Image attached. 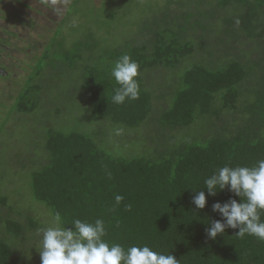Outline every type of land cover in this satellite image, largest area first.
<instances>
[{
	"label": "trees",
	"instance_id": "16d2710c",
	"mask_svg": "<svg viewBox=\"0 0 264 264\" xmlns=\"http://www.w3.org/2000/svg\"><path fill=\"white\" fill-rule=\"evenodd\" d=\"M140 20L134 33L111 45L104 42L118 29L114 24L102 35L101 27H85L72 40L38 35L42 48L26 55L32 75L8 97L9 116L38 108L48 92L34 81L44 64L48 76L75 74L102 122L149 125L153 135L142 154L118 157L95 132L45 124L40 157L19 163L28 194L43 208L0 194V226L9 236L0 237V264H41V230L52 225L53 212L69 228L75 219H102L110 245H147L178 264H264V241L255 236L241 238L238 228L207 236L211 221L223 219L212 204L240 197L227 188L209 196L204 184L224 166L264 160V0H162ZM59 25L63 30L64 21ZM124 54L139 65L140 94L115 104L119 85L111 68ZM198 191L206 195L203 209L192 202ZM116 195L124 197L118 206Z\"/></svg>",
	"mask_w": 264,
	"mask_h": 264
},
{
	"label": "rangeland",
	"instance_id": "374dc122",
	"mask_svg": "<svg viewBox=\"0 0 264 264\" xmlns=\"http://www.w3.org/2000/svg\"><path fill=\"white\" fill-rule=\"evenodd\" d=\"M43 1L38 0L42 6L35 4L40 15L29 12L28 9L26 11L21 9V11L31 16L36 15L35 17L44 23L48 29L45 31L48 40L57 34L72 40L81 35L85 27L91 29L101 27L97 32L102 35V30L104 32V29H109L114 24L118 29L111 30V35H114L106 37L107 42H104L110 45L134 33L140 19L147 14V10L156 6L157 3L160 6L162 2V0H80L78 3L68 4L60 0L61 4L47 6ZM15 2L17 0H0V6H3L0 8V12L2 11L0 18L9 19L5 13L8 12V5L10 3L16 5ZM60 21H64L63 30L59 25ZM6 25L0 19V29ZM38 30L43 31L42 28ZM0 31L3 34L2 42L7 46L10 45L7 42L10 39L11 30L1 29ZM16 32L24 37L26 43L24 45L19 43L15 45V49H12L13 55L17 57L14 72L9 73L5 78H0V194H6L11 199H20L35 211L43 207L41 203L32 201L28 194L26 176L22 174L19 163L40 157L43 132L48 122L55 125V128L65 131L95 132L98 134L97 140L103 141L102 146L106 151L118 157H135L142 154L149 147V137L153 135V129L149 125L127 128L102 122L101 118L91 114L89 102L80 89L81 84L77 81V76L67 75V73L55 77L53 74L48 76L49 72L44 64L34 80L47 85L41 91H48L45 92L38 108L32 113L14 112L9 116L12 98L8 97L18 91L23 79L26 80L29 75H32L34 62L32 58L27 59L26 55L31 56L37 49L35 41L30 39L27 31L17 29ZM0 36H2L1 32ZM21 54L25 55L24 58ZM179 73L180 71L175 74L169 72L166 82L172 83ZM117 129H122L119 135L116 134ZM27 206L24 207L27 208ZM0 237L9 239L1 226ZM25 254L26 258L30 256V253Z\"/></svg>",
	"mask_w": 264,
	"mask_h": 264
},
{
	"label": "clouds",
	"instance_id": "9594fccd",
	"mask_svg": "<svg viewBox=\"0 0 264 264\" xmlns=\"http://www.w3.org/2000/svg\"><path fill=\"white\" fill-rule=\"evenodd\" d=\"M50 3L55 5L57 0H50ZM138 69V63L127 54L114 63L111 75L119 87L114 89L113 103L122 104L126 99L139 98L140 87L135 79ZM121 132L122 129L116 130L117 135ZM204 184L209 196L227 188L240 197V202L230 198L212 204V210L223 219L211 221V226L206 229L209 238L215 239L225 228H238L237 236L243 238L248 234L264 241V221L261 220V213H264V160L257 161L253 167L224 166L206 178ZM123 199L116 195L115 205H120ZM192 202L196 208L203 209L207 202L205 192L198 191ZM125 207L130 210L131 205ZM51 217L52 225L41 230V264H178L170 253H158L147 245L131 246L127 250L117 243L110 245L103 239L107 233L102 219H96L94 223L75 219L69 228L64 226L59 212L51 213Z\"/></svg>",
	"mask_w": 264,
	"mask_h": 264
},
{
	"label": "flooded vegetation",
	"instance_id": "af4514ba",
	"mask_svg": "<svg viewBox=\"0 0 264 264\" xmlns=\"http://www.w3.org/2000/svg\"><path fill=\"white\" fill-rule=\"evenodd\" d=\"M64 1H65V3L67 2L68 4H70L72 0H70V1L64 0ZM43 2H45L47 6H49L51 4V3H49L50 2L49 0H44ZM15 3H16V5H13L14 3L12 5H11V3H10V5H8V8H7L8 12L7 13L3 12L9 16V19L4 20L3 18H0L4 23L7 24L4 28H1V29L2 30L3 29L11 30L9 42L13 40L12 43L14 45H17L19 43L24 45L26 43L24 37L20 36V34H18V32H16L17 29H20V31L21 30H23L25 32L27 31V34H29L30 39L35 41V45L37 47L36 50L41 49L42 45H43L42 44L43 40H41L39 42L38 41L39 39L37 38V36L38 35H40V36L44 35V37H48L47 34L45 33V31L48 29L42 21H39L38 18L35 17L36 15L31 16L29 14H26V12H23V11H26L28 9L29 12L40 15L37 12V8L35 7L36 3L39 4L38 0L37 1L36 0H17V2H15ZM57 3L61 4L60 0H57ZM6 4H8V3H6ZM6 4H5V6H6ZM17 4H18V7H16ZM40 6H42V5H40ZM2 7L3 6H0V8H2ZM21 9L23 11H21ZM30 23L34 24L37 27L34 29L42 28L44 31V34L41 33L40 30L34 31L30 27H28L27 25H29ZM0 32L2 35V36H0V78H5L9 73L14 72V69H15L14 63H16L17 57H15L12 53V49H15V47L14 48L12 46L8 47L4 42H2L1 37L3 38V34H2V31H0ZM31 34H33L35 37H33ZM3 50H4V52H3Z\"/></svg>",
	"mask_w": 264,
	"mask_h": 264
}]
</instances>
